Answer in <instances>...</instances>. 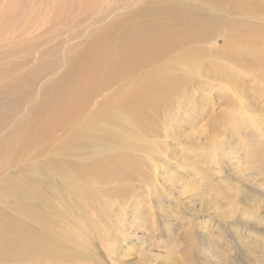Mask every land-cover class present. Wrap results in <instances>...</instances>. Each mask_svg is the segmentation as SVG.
I'll return each instance as SVG.
<instances>
[{"label":"bare ground","instance_id":"1","mask_svg":"<svg viewBox=\"0 0 264 264\" xmlns=\"http://www.w3.org/2000/svg\"><path fill=\"white\" fill-rule=\"evenodd\" d=\"M20 1L9 0L8 3L16 6ZM184 1L179 5L189 7L191 1L196 2V7L187 16L167 20L162 17L166 12L164 4L156 0L146 4L141 0L137 2L140 7L111 25L107 20L112 17L113 11L109 10L110 0H107L105 12H109L104 20L107 26L103 28L110 29L112 35L96 37L88 48L71 58L67 67L63 66L66 70L44 93V102L36 109L38 121L31 126L25 142H19L18 149L13 156H9L8 162L14 164L30 152L27 161L30 169L23 173L17 169L10 171L13 179L20 180V186L16 187L13 180L0 174V264H124L122 242L128 236L136 235L139 229L153 231L158 219L168 222L166 229L171 233V218L182 211L177 210L176 202L173 205L176 208L172 206L174 201L171 199L165 202L164 197L167 196H163V182L175 175L165 172L160 175L157 172L162 170L164 163L161 165V156L165 157V150L158 148V142H152V138L153 127L161 121L158 127L163 125L168 130L167 125L173 119L172 110L188 100L189 90L184 87L183 81L173 79L175 77L184 79L180 75L185 76L199 69L201 79L194 82L196 87L192 93L218 85L226 96L238 92V100L242 97L241 92L246 90L245 85L248 87L245 76L250 81H258L249 87L254 92V101L258 100L252 101V105L259 106L252 112L250 110V118L242 122V127L248 131L246 137L255 139L256 130L248 129L256 121L264 122V0ZM54 2L55 6L51 5L47 12L57 19V24L62 25L56 39L62 33L69 34L82 28L90 21L89 17L99 10V0ZM8 3L1 8L0 24L6 22L3 17L7 16L3 13ZM167 12L170 13V10ZM77 17L82 18L68 22ZM13 19L14 16L6 31L13 30ZM104 22L95 23L85 30L79 29L82 32L72 36L66 46H71ZM34 28L32 32L39 35V28ZM44 31L41 27L40 34ZM23 33L32 37L30 28L23 29ZM219 36L224 38V45L217 48L215 44L212 48L207 46L217 41ZM1 38L0 42L7 39ZM236 43L241 46L234 48ZM200 44L207 49L198 48ZM54 45L60 48L63 44L58 42ZM205 53H214L230 64L217 60L206 64L203 61ZM60 66L61 63L58 69ZM238 75L242 77L235 78ZM236 79L238 87L236 83L232 85ZM206 81L211 86L206 87ZM118 82H122L118 89L125 88L116 93L114 88ZM102 98L104 100L97 105ZM231 99L228 103L236 106L235 99ZM2 100L4 98L0 96ZM115 100V105L111 106ZM245 100H241L243 104ZM53 102L55 107H51ZM4 104H0V129L19 109L17 101ZM102 108H106L105 113L109 115L100 114L98 110ZM83 109L88 113L90 122L99 129L94 137L91 125L79 127L83 134L87 133L91 142H86L85 135L77 129ZM67 126L74 127L73 133L66 136L71 142H36L37 137L47 138L53 129L54 132L62 131ZM124 128L131 136L127 142L120 137ZM236 129L240 134V127ZM233 141L234 138L223 142V146H227L224 156L229 168L246 177V166L241 167L237 160L248 159L250 148L252 154L259 151L260 141L253 140L250 148ZM205 169L206 175L211 178L210 169L207 166ZM237 201L236 198L230 199L229 203L239 212L227 216L255 226L262 222L263 216L250 208L237 206ZM197 227V235L207 240L204 244L218 242L214 229ZM240 234L243 240L239 246L245 257L252 258V245L258 243L247 230H241L236 235ZM187 236L190 237V233ZM154 240L153 235L149 243ZM189 245L191 247L194 243L190 241ZM216 251L223 256L219 249ZM227 257L230 261L236 255ZM261 261L264 262V259H260L259 263Z\"/></svg>","mask_w":264,"mask_h":264},{"label":"rangeland","instance_id":"2","mask_svg":"<svg viewBox=\"0 0 264 264\" xmlns=\"http://www.w3.org/2000/svg\"><path fill=\"white\" fill-rule=\"evenodd\" d=\"M4 1L0 0V11L3 8L2 6L8 3L9 0H6V3ZM64 1L66 2V0ZM139 1L141 0H110L109 10H112L113 14L107 21L112 25L122 20L131 11H134L135 8L140 7L139 3H137ZM147 1L150 2V0H144V3ZM156 1L164 4L166 12L162 14V17L167 20L177 19L179 16H187L196 7L195 1H191L189 7L179 5V2L184 3V0ZM26 3H28L27 6ZM107 3V0H99V10L94 15L92 14L88 19L90 21L79 29L85 30L95 23L104 22L109 12H105L107 10ZM55 4L54 0H22L16 6H11L8 3V8H4L5 12L3 13L4 16H7L3 17L6 22L0 24V37H2L1 39L7 38L0 42V44H3L0 46V54L2 55L0 60V96L6 101L5 104L15 103L16 101L19 103V109L13 114L11 119H6L7 121L0 129V174L13 180L16 187L20 186V180L13 179L10 171L17 169L20 173H23V171L30 169L27 164L30 152L14 164H10L8 159L10 154L13 156L14 152L18 149L19 142H25L31 126L35 121H38L36 109L44 102V93L51 89L60 79L61 73L63 70H66L65 67H67L68 62L74 55L88 48L96 37H109L112 35L110 29H104L107 26L104 22L99 25V28L92 30L90 34L82 36L78 41H74L71 46H66L71 42V37L78 34L81 30L75 29L69 34L67 32L62 33L56 39L58 36L57 31L62 25L57 24V19L50 16V12H47L49 7L51 5L55 6ZM167 10H170V13ZM13 16V30L6 31L5 28H9L12 24L10 20H12ZM45 17L47 18L46 21ZM80 18H72L68 22L70 23ZM34 27L39 28L37 30L39 35H35V32H32L35 29ZM41 27L45 30L42 35L40 34ZM25 28H30L31 38L23 33V29ZM221 36L217 38V41H213L207 46L212 48L215 44V48H217V46L224 45V38ZM58 42H62L63 44L60 48L54 45ZM243 43L245 42L243 41ZM240 46V43L233 45L234 48ZM198 48L207 49L204 44H200ZM205 54L206 56L203 58V61L204 63L206 61V64L216 60L226 63L225 65L230 64L224 59L222 61V58H218L214 53ZM60 63L61 68L59 67V70L58 65ZM198 73L199 69H194L192 73H188L189 76L188 74H185V76L180 75L184 79H180L179 77L173 78L184 82V87L186 86L187 90H189L188 100L186 103L181 104L179 108L176 106V109L172 110L173 114L171 115L173 119L171 124L167 125L168 130L163 125L158 127L161 121L156 126H152L153 130L155 129L152 142H158V148L165 150V157L161 156V165L164 163L161 167L162 170L157 172L160 175L162 172L170 176L175 175L171 180L166 179L163 182V196H167L164 197V200L165 202H169V199L174 201L172 206L176 202L178 204L176 205L177 210L182 211V213L171 218V233L167 232L166 229L168 222L158 219L153 231H142L139 229L136 235L128 236L122 242L123 248L122 252L120 251L121 256L125 257L124 264H264L262 261V263H259L260 259H264V122L259 120L261 112L257 116L259 121L254 122L251 128L248 129H251L253 132L256 130L255 135L257 134V136L255 139L247 138V128L244 129L242 127L243 120L248 119V115L259 106L258 104L252 105L254 92L249 87L253 82L258 81H250L249 77L245 76L244 79L248 87L245 85L246 90L241 92L242 97L238 100V97H240L237 96L238 92L237 94L231 92L230 95H234L233 97L230 95L226 96L225 92L218 85L214 86L213 89L192 93V90L196 87L195 83L201 79V75L199 77ZM240 76L242 77V75H238L235 78H240ZM235 81L232 85L236 83L235 85L238 87L237 79ZM121 83L118 82L117 86L115 85L117 88L114 86L116 93L120 89L125 88L123 86L118 89ZM205 85L206 87L211 86L209 81H206ZM259 86L261 87L262 83ZM231 98L235 99L236 106L228 103L232 101ZM243 99L246 101H244L246 105L243 104ZM102 100L104 99L102 98L100 101H97V105L101 104ZM116 100L111 106L115 105ZM4 101H0V104L3 105ZM257 101L255 100L254 102ZM28 104H30V107ZM48 104H50V100H48ZM51 107H55L54 102L51 103ZM246 108H249V110ZM105 109H99L98 112L103 116H107L109 114L105 113ZM232 111L235 112L231 113ZM12 120L14 121L5 127ZM86 124L91 125L94 137H96L99 129L90 122L88 113L83 109L82 118L77 121V129L81 134L83 133L79 127L86 128ZM236 125L240 127V134L236 129ZM69 128L67 126L62 131L56 130L57 132H54L53 129L47 138L37 137L36 142H71L70 138L66 136L73 133L74 127ZM127 130V128H124V133L120 134L124 142L131 139V136L125 132ZM165 131L167 135L164 134ZM83 135L86 137V142H91V138L87 133ZM61 136L66 138H62ZM233 138V143L242 144L249 148V144L253 143V140L260 141L261 149L259 151H255L256 153L252 154L250 148L248 150V159L240 158L237 160L241 167L246 166V169H244V173L247 174L246 177L243 174H240V176L237 171L229 168L230 165L227 163V157L225 158L224 156L227 146H223V142L231 141ZM250 153L251 155H249ZM258 155L261 156L259 157ZM224 160L227 161L225 162ZM206 166L210 169V173L213 174H210L212 179L206 175ZM255 166L257 167L255 168ZM217 169L220 170L218 171ZM157 186H160V184ZM229 198L231 200H235L236 198L238 200L237 206L246 209L250 208L252 212L263 216L262 222L255 226L252 223L241 222L237 218L227 216L239 212L236 207L230 205ZM173 207L176 208L175 206ZM178 221H182L183 223H178ZM197 226H207L211 230L214 229L216 231L215 239L218 242L204 244L207 240L197 235ZM241 230H247L252 235L250 237H254L253 240L258 243V245H252V258L245 257L244 252L239 246V242L243 238L241 234L239 236L236 234ZM189 233L190 237L187 236ZM153 235L155 240L150 244L149 238ZM190 241L194 243L191 247L189 245ZM129 244L130 246H128ZM221 245H224L228 251ZM216 249H219L223 256H220ZM231 254L236 255V258L229 261L227 256L230 258ZM253 256L260 259L256 260Z\"/></svg>","mask_w":264,"mask_h":264}]
</instances>
